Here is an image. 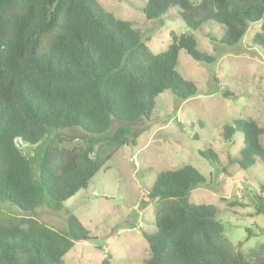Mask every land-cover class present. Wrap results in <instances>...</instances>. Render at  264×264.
<instances>
[{
    "label": "trees",
    "instance_id": "1",
    "mask_svg": "<svg viewBox=\"0 0 264 264\" xmlns=\"http://www.w3.org/2000/svg\"><path fill=\"white\" fill-rule=\"evenodd\" d=\"M172 8L186 31L171 32V44L155 54L135 22L116 18L97 0H0V203L34 212L87 189L128 145L127 126L108 134L114 121H151L167 91L179 102L197 95V86L177 71L180 51L203 64L216 58L198 48L195 32L219 26L220 43L231 48L264 19V0H147L142 12L154 21ZM253 44L264 51V22ZM72 128L86 133L85 146L52 135ZM237 132L243 147L233 162L244 171L264 164V128L239 120L224 130L227 138ZM23 143L34 148L32 155L24 154ZM201 154L220 169L214 152ZM204 183L190 165L157 176L149 193L158 198L156 231L142 233L150 249L142 264H264L259 252H250L254 263L229 242L216 206L191 202V191ZM257 202L256 214H264V197ZM90 232L73 214L65 232L33 217L0 215V264H64L76 242L96 241ZM101 264H111V255Z\"/></svg>",
    "mask_w": 264,
    "mask_h": 264
},
{
    "label": "rangeland",
    "instance_id": "2",
    "mask_svg": "<svg viewBox=\"0 0 264 264\" xmlns=\"http://www.w3.org/2000/svg\"><path fill=\"white\" fill-rule=\"evenodd\" d=\"M97 2L116 18L135 22L155 54L171 44V32L186 31L175 8L159 20L148 21L142 12L147 0ZM263 22L251 25L242 42L231 48L220 43L223 31L219 26L195 32L198 48L216 58L213 64H203L180 51L177 71L197 86L195 97L179 102L167 91L158 97L151 121H114L108 134L127 126L128 145L107 163L108 170L98 172L87 189L63 204L24 212L0 203V215L33 217L61 232L67 230L70 214L78 217L96 241L76 242L64 264H101L107 255L111 264H142L150 257L142 233L156 231L151 188L162 171L190 165L206 178V183L191 191V202L216 206L229 242L252 262L256 258L250 256L251 251L259 252L264 261V214H256L257 198L264 197L260 192L264 164L260 161L250 170H241L232 159L239 156L243 135L237 132L227 138L224 134L227 125L239 120H254L264 128V51L253 44ZM52 135H60L70 147L85 146L88 138L79 128L53 130ZM261 143L264 147V136ZM20 146L25 155L33 154L30 145ZM206 151L217 155L219 170L201 154ZM236 201L238 205L230 206Z\"/></svg>",
    "mask_w": 264,
    "mask_h": 264
},
{
    "label": "water",
    "instance_id": "3",
    "mask_svg": "<svg viewBox=\"0 0 264 264\" xmlns=\"http://www.w3.org/2000/svg\"><path fill=\"white\" fill-rule=\"evenodd\" d=\"M157 199H158V198H157ZM157 199H155V201H156Z\"/></svg>",
    "mask_w": 264,
    "mask_h": 264
}]
</instances>
